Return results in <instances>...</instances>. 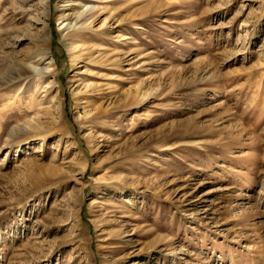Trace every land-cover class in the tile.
<instances>
[{
	"label": "rangeland",
	"instance_id": "1",
	"mask_svg": "<svg viewBox=\"0 0 264 264\" xmlns=\"http://www.w3.org/2000/svg\"><path fill=\"white\" fill-rule=\"evenodd\" d=\"M0 162V264H264V0H0Z\"/></svg>",
	"mask_w": 264,
	"mask_h": 264
},
{
	"label": "bare ground",
	"instance_id": "2",
	"mask_svg": "<svg viewBox=\"0 0 264 264\" xmlns=\"http://www.w3.org/2000/svg\"><path fill=\"white\" fill-rule=\"evenodd\" d=\"M89 10V9H88ZM87 10V11H88ZM86 11V12H87ZM85 11H84V9H82L80 12H77L76 13V15H75V20L74 21H77V20H79V19H81V18H83L84 16H85V13H86ZM75 14V13H74ZM96 20V19H95ZM77 23L76 22H74V24L71 26L72 28L76 25ZM46 24H44V27H43V35L45 36V39L44 40H42L43 41V44L45 45V50L43 51V56H46V55H48V48H47V46H48V42H49V35L47 34V32H46V26H45ZM88 26V25H87ZM83 29V30H82ZM78 30H82L83 32H86V31H88L89 30V28L88 27H86L85 25H83V24H81L80 25V27H79V29ZM90 36V35H89ZM128 39L129 37H123V39ZM77 44H74V46L73 47H75ZM71 48V47H70ZM102 49V47H100L99 48V50H101ZM90 51H91V48H88V49H86V51H83V52H81V55L83 56V59H87L88 57H87V55L90 53ZM85 55H86V57H85ZM73 61V60H72ZM39 71V70H38ZM37 71V72H38ZM39 73H43V74H46L47 73V71H44V70H42L41 69V72H39ZM2 164V162H0V165Z\"/></svg>",
	"mask_w": 264,
	"mask_h": 264
}]
</instances>
